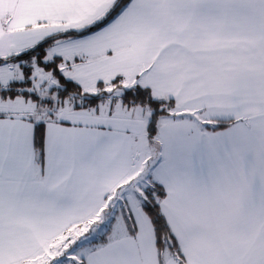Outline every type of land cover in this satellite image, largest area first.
I'll use <instances>...</instances> for the list:
<instances>
[{"label": "snow or ice", "instance_id": "6c2138e0", "mask_svg": "<svg viewBox=\"0 0 264 264\" xmlns=\"http://www.w3.org/2000/svg\"><path fill=\"white\" fill-rule=\"evenodd\" d=\"M0 264H264V0H0Z\"/></svg>", "mask_w": 264, "mask_h": 264}]
</instances>
